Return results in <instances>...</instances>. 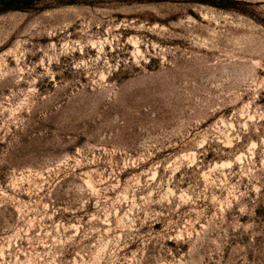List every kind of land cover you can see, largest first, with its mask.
Wrapping results in <instances>:
<instances>
[{"label":"rangeland","instance_id":"374dc122","mask_svg":"<svg viewBox=\"0 0 264 264\" xmlns=\"http://www.w3.org/2000/svg\"><path fill=\"white\" fill-rule=\"evenodd\" d=\"M0 264H264V0H0Z\"/></svg>","mask_w":264,"mask_h":264}]
</instances>
